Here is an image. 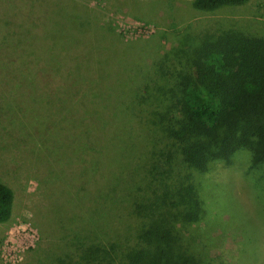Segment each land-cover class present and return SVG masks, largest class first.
I'll use <instances>...</instances> for the list:
<instances>
[{
  "label": "rangeland",
  "instance_id": "1",
  "mask_svg": "<svg viewBox=\"0 0 264 264\" xmlns=\"http://www.w3.org/2000/svg\"><path fill=\"white\" fill-rule=\"evenodd\" d=\"M230 28L264 36V0L215 11L193 0H0V181L15 194L0 222V264H57L94 241L132 243L134 222L120 210L128 201L97 206L77 157L91 159V143L102 144L99 114L90 133L76 126L83 111L117 104L123 80L155 72L181 42ZM121 117L111 115L107 129L126 125L130 146H145L139 119L121 125ZM249 156L203 177L210 213L183 230L211 264H264V167L252 171Z\"/></svg>",
  "mask_w": 264,
  "mask_h": 264
},
{
  "label": "trees",
  "instance_id": "2",
  "mask_svg": "<svg viewBox=\"0 0 264 264\" xmlns=\"http://www.w3.org/2000/svg\"><path fill=\"white\" fill-rule=\"evenodd\" d=\"M248 1L193 3L215 11ZM188 40L167 52L155 72L147 69V77L140 71L123 80L117 104L103 99L104 106L83 111L80 133L92 131L91 116L98 113L103 135L102 144L89 146L91 159L85 151L77 156L82 173L87 170L84 178L96 188L92 198L97 206L128 201L120 210L133 220L135 234L128 244L123 239L84 244L76 258L57 264H211L187 247L183 230L210 213L212 193L203 177L213 167L231 165L240 152L249 153L252 171L264 167V36L230 28ZM173 58L171 68L167 62ZM138 105L146 107L145 115H136ZM111 115L122 116L121 125L136 116L145 146H130L121 131L126 125L118 133L107 129ZM14 198L0 181V222L11 218Z\"/></svg>",
  "mask_w": 264,
  "mask_h": 264
}]
</instances>
